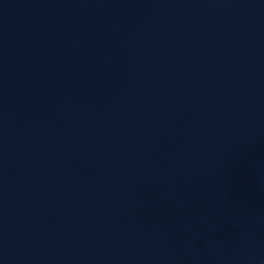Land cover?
Masks as SVG:
<instances>
[{"label":"water","instance_id":"95a60500","mask_svg":"<svg viewBox=\"0 0 264 264\" xmlns=\"http://www.w3.org/2000/svg\"><path fill=\"white\" fill-rule=\"evenodd\" d=\"M67 264H264V0H41Z\"/></svg>","mask_w":264,"mask_h":264}]
</instances>
